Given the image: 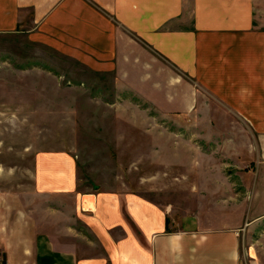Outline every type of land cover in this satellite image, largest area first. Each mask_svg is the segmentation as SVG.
Returning <instances> with one entry per match:
<instances>
[{
  "label": "crops",
  "instance_id": "0c3cea01",
  "mask_svg": "<svg viewBox=\"0 0 264 264\" xmlns=\"http://www.w3.org/2000/svg\"><path fill=\"white\" fill-rule=\"evenodd\" d=\"M26 9L32 23L64 19L92 68L116 71L117 87L155 110L193 114L198 89L241 121L236 133L249 147L235 149L234 165L252 167L244 175L250 200L244 208L243 195L226 193L217 220L208 206L197 215L168 210L136 192L80 186L69 152H39V208L26 213L0 193V263L246 264L240 232L264 218V0H0V33L17 30ZM248 151L246 164L237 153ZM53 199L73 203L58 236L48 232Z\"/></svg>",
  "mask_w": 264,
  "mask_h": 264
},
{
  "label": "rangeland",
  "instance_id": "374dc122",
  "mask_svg": "<svg viewBox=\"0 0 264 264\" xmlns=\"http://www.w3.org/2000/svg\"><path fill=\"white\" fill-rule=\"evenodd\" d=\"M24 14L17 30L0 33L4 202L26 213L38 209L32 187L35 154L67 151L76 160L80 186L136 192L165 209L192 215L208 206L205 215L214 220L221 217L219 198L226 193H238L237 201L243 195L245 208L250 196L244 175L252 167L234 165L235 149L248 143L236 133L244 127L241 121L219 112L218 104L198 89L193 114H163L128 86L117 87L116 71L94 70L91 54H80L64 19L32 23V10ZM239 154L246 164L253 156L251 151ZM254 187L251 202L257 196ZM72 204L51 201L49 233L58 236L69 224L63 219ZM239 251L246 264H264V218L240 232Z\"/></svg>",
  "mask_w": 264,
  "mask_h": 264
},
{
  "label": "built area",
  "instance_id": "2783aa9c",
  "mask_svg": "<svg viewBox=\"0 0 264 264\" xmlns=\"http://www.w3.org/2000/svg\"><path fill=\"white\" fill-rule=\"evenodd\" d=\"M0 264H3V263H0Z\"/></svg>",
  "mask_w": 264,
  "mask_h": 264
}]
</instances>
